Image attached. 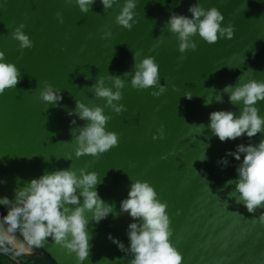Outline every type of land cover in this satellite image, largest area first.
Returning <instances> with one entry per match:
<instances>
[{
	"label": "water",
	"instance_id": "95a60500",
	"mask_svg": "<svg viewBox=\"0 0 264 264\" xmlns=\"http://www.w3.org/2000/svg\"><path fill=\"white\" fill-rule=\"evenodd\" d=\"M199 2L218 8L234 35L214 44L195 36L197 49L180 59L176 36L164 25L172 12L191 16L188 8L196 0H137V22L131 29L115 22L123 0L108 9L95 0L86 14L69 0H0V51L21 73L15 88L0 95V196L12 198L17 178L22 184L46 169L72 165L103 175L98 193L119 215L89 224L92 239L85 264H127L130 259L108 239L111 234L129 244L127 227L133 218L120 212V201L127 197L130 178L148 181L167 203L170 239L182 254V264H264V223L255 218L264 208L250 213L230 198L233 186L225 187V182L236 177L239 161L229 155L227 165L219 163L227 150L258 143L262 134L222 142L207 127L200 132L195 126L207 125L214 110H237L227 94L223 103L205 106V96L199 95L210 94L207 88L221 90L243 73L264 79V0ZM21 23L32 48L21 50L12 37ZM159 36L163 43L157 45ZM134 53L155 57L166 90L154 96L153 89H135L130 77H124L119 103L126 110L118 114L105 107L110 117L106 127L118 133V145L98 157L71 155V129L85 121L69 116L68 110L75 108L76 99L103 107L104 98L86 86L99 75L130 71ZM44 83L61 90L59 106L46 110L38 96ZM189 94L191 99L185 96ZM258 107L264 115V102ZM161 128L163 138L153 139ZM209 143L207 159L199 160ZM42 249L57 264H77L74 254L52 241Z\"/></svg>",
	"mask_w": 264,
	"mask_h": 264
},
{
	"label": "clouds",
	"instance_id": "9594fccd",
	"mask_svg": "<svg viewBox=\"0 0 264 264\" xmlns=\"http://www.w3.org/2000/svg\"><path fill=\"white\" fill-rule=\"evenodd\" d=\"M74 2L82 13H88L95 0H69ZM104 9L113 7L118 0H100ZM246 6V5H245ZM137 0H123L120 10L115 16V22L127 29L136 24ZM191 16L172 12L164 27L175 34L178 41V51L183 54L198 47L193 39L199 36L203 41L214 44L219 39H231L234 28L223 24V13L215 6L205 8L196 0L188 8ZM62 22V13H56ZM25 24H19L12 32V37L19 41L21 50L34 46L29 35L23 31ZM107 35H110L108 33ZM163 39L157 38V45ZM133 66L123 75L97 76L90 87L94 95L104 98V106L86 104L75 101V108L68 110L69 116H77L85 121L82 126L71 129L74 150L71 155L79 158L90 155L98 157L118 145V133L108 130L106 124L110 119L105 107L116 113L126 110L122 100V89L125 86L124 77H130V84L135 89H153L152 95L159 96L166 89L160 83L159 65L152 55L141 56L134 53ZM230 67V66H229ZM252 70V69H251ZM253 71V70H252ZM20 69L16 64L5 59L0 51V95L8 89H14L20 78ZM90 78L89 76L85 77ZM106 81L110 82V86ZM205 96V106L214 101L223 103L224 94L229 102L236 106L231 109L214 110L209 113V122L195 125L200 132L207 127L211 135L225 142L246 135L249 139L262 134L258 143L238 144L235 150H227L225 157L219 163L228 164L227 156H233L239 164L236 166V177L225 182V187L233 186L228 192L230 198L242 204L247 211L254 213L257 208H264V115L258 107L264 102V79L255 76L240 75L234 84H227L221 90L213 88ZM193 94L185 95L191 99ZM39 99L46 105L59 106L62 100L61 90L49 83H44L38 93ZM73 119L71 124H75ZM163 138V128L160 135L153 139ZM211 136L209 137V140ZM205 144L203 157L206 160ZM241 154L243 158L241 159ZM71 155L65 157L71 159ZM166 157L162 156L161 159ZM127 197L120 201V212H126L133 218L128 224L127 236L129 244L108 235L117 247L128 254L127 264H182V254L171 242L172 230L170 217L167 213V203L160 200L158 193L148 181L131 179ZM103 182V175L87 168H68L44 170L38 176L24 181L17 178V186L13 188V197L0 196V264L4 254L13 258L30 255L35 248H42L49 241L74 254L77 264H85L89 252L92 233L89 224H99L109 214L119 215L113 203L106 202L98 193L97 186ZM209 188V187H208ZM210 190V189H209ZM264 223V212L257 217Z\"/></svg>",
	"mask_w": 264,
	"mask_h": 264
},
{
	"label": "rangeland",
	"instance_id": "374dc122",
	"mask_svg": "<svg viewBox=\"0 0 264 264\" xmlns=\"http://www.w3.org/2000/svg\"><path fill=\"white\" fill-rule=\"evenodd\" d=\"M35 252L36 250L33 249V252L30 255H23L15 258H13L11 254H4L2 259L5 261V264H49L39 255H33Z\"/></svg>",
	"mask_w": 264,
	"mask_h": 264
},
{
	"label": "trees",
	"instance_id": "16d2710c",
	"mask_svg": "<svg viewBox=\"0 0 264 264\" xmlns=\"http://www.w3.org/2000/svg\"><path fill=\"white\" fill-rule=\"evenodd\" d=\"M0 211H4L3 208H0ZM36 252L33 255H39L44 261L48 262L49 264H57L49 254H47L42 248H35Z\"/></svg>",
	"mask_w": 264,
	"mask_h": 264
}]
</instances>
